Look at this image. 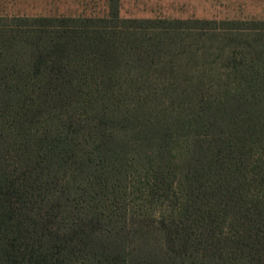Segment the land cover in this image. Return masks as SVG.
I'll return each mask as SVG.
<instances>
[{
    "label": "trees",
    "instance_id": "16d2710c",
    "mask_svg": "<svg viewBox=\"0 0 264 264\" xmlns=\"http://www.w3.org/2000/svg\"><path fill=\"white\" fill-rule=\"evenodd\" d=\"M0 15V264H264V20Z\"/></svg>",
    "mask_w": 264,
    "mask_h": 264
},
{
    "label": "rangeland",
    "instance_id": "374dc122",
    "mask_svg": "<svg viewBox=\"0 0 264 264\" xmlns=\"http://www.w3.org/2000/svg\"><path fill=\"white\" fill-rule=\"evenodd\" d=\"M109 0H0V15L106 16ZM122 17L264 20V0H120Z\"/></svg>",
    "mask_w": 264,
    "mask_h": 264
}]
</instances>
